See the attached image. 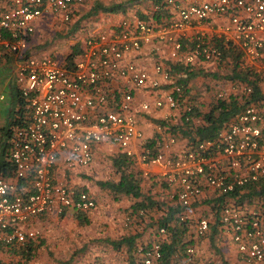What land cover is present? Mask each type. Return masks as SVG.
Wrapping results in <instances>:
<instances>
[{"label": "built area", "instance_id": "built-area-1", "mask_svg": "<svg viewBox=\"0 0 264 264\" xmlns=\"http://www.w3.org/2000/svg\"><path fill=\"white\" fill-rule=\"evenodd\" d=\"M90 1L0 0V61L13 60L22 100L9 139L8 160L14 169L9 177L0 175V245L26 247L36 241L42 234L30 227L33 219L95 210L97 200L69 187L66 179L90 168L94 147L104 142L117 144L146 170L157 166L165 182L177 187L176 197L185 210L208 190L224 195L264 183V97L252 102V86L240 87L248 103L218 137L174 155L177 138L148 145L136 112L150 114L164 106L176 110L183 104V114L189 113L192 104L186 88L161 63L150 69L132 57L141 55L145 45L161 54L158 42L171 47V58L178 61L184 46L173 32L223 15L230 21L222 26L220 42L242 53L240 69L264 78V0H206L182 9L181 19L170 24L155 27L139 19L124 20L111 33L97 32L84 39L77 34L81 53L70 64L36 51L33 37L43 19L53 16L69 24L78 8ZM224 60L221 47L204 33H198L194 47L183 57L186 65ZM163 90L164 97L154 95L153 102L137 106L136 92ZM217 97L225 99L226 94L222 91ZM135 141L141 147L138 156L132 147ZM180 220L188 222L189 217L184 213ZM209 223L207 218L198 222L199 234L209 230ZM221 223L247 264H264L262 211L226 207ZM160 234L166 235L167 229L161 228ZM139 253L142 264H157L163 245L157 242Z\"/></svg>", "mask_w": 264, "mask_h": 264}, {"label": "crops", "instance_id": "crops-1", "mask_svg": "<svg viewBox=\"0 0 264 264\" xmlns=\"http://www.w3.org/2000/svg\"><path fill=\"white\" fill-rule=\"evenodd\" d=\"M205 2L206 0H174L173 4H169L168 0H92L78 8L74 16L77 23L74 25V28L71 26L70 28L73 29L72 32H74V29H77L78 35L81 36L80 38L84 39L97 32L111 33L124 20L132 21L139 19L157 27L179 21L182 9ZM98 4H100V11L95 15H90ZM88 7H90L89 10L85 12L84 9ZM105 8H117V10L109 12L104 11ZM80 9L83 11L81 10L79 14ZM54 19L59 20L50 16L47 19H43L40 24L43 22L42 25H44L46 20ZM86 19L87 21H85ZM229 21V16L215 15L201 24H194L193 26L174 31L173 35L184 46V50L180 53V60L178 61L171 58V53L173 52L171 47L163 46L158 42H155V44L161 46V54L158 55L153 52L154 48L152 45H145L141 55L136 56L134 54L132 56L136 57L139 64L147 65L150 69H153L156 64L161 63L165 68L172 71L174 81L178 82V80L185 79L184 82H186L187 86H183L186 88V94L189 100L191 98L194 105L201 112V115L195 119V126L197 127L204 125L203 116L209 112L211 104L214 103L216 92L220 93L223 91L226 94V100L232 97L236 98V96H242L240 87L247 85L241 81L234 82L229 80L228 76L231 74V71L225 70L230 62L234 59L235 61H241L242 57V53L237 51L233 46H226L220 42L219 36L222 32V26L229 23ZM40 30L33 37L34 48H37L35 47V43L37 42L36 37L40 33ZM198 33L206 34L212 43L221 47L225 55V60L222 63L198 61L194 64L186 65L183 62L186 52L194 47L195 38ZM79 44L77 42L72 46V50L66 55L62 54L64 53L62 50L36 51L40 52V54H55L61 61L67 62L68 57ZM186 67H189L190 70L187 71ZM0 71L3 74V77L0 78V92H3V90L6 92V94L0 96V102L2 101V96H5L4 101L9 98L10 102L9 107H3L0 104V130H4L9 124H13L22 101L20 102L17 96V94L20 96V93L15 81L13 60L10 58L1 60ZM190 71L195 73L192 79H189L191 77L187 74ZM259 86L262 89L264 88V78H261ZM153 93L136 92L137 106L139 107L140 103L145 101L153 102L154 95L164 97L166 90L155 91ZM245 101L243 100L242 103L245 104ZM136 113L140 130L145 134L148 145L155 146L158 141L167 142L171 137H176L177 144L173 148L174 155L182 154L188 149L190 139L183 135L186 127L183 119L184 114L180 108L171 110L168 106H164L160 109L153 108L150 114L141 113L140 110H137ZM232 121L233 119L231 118L229 122L231 123ZM139 145L140 143L137 141L132 145L136 156L141 152ZM94 156V162L90 168L73 172L69 174L70 178L67 175L66 179L69 187L76 191L90 193L98 202L97 208L88 214L76 213L73 210L68 211L66 214V218L77 219L80 224L92 226V230L87 232L89 234L84 236L83 241L87 245V248L85 254L81 257L80 264H142L143 255L139 253V250L143 247L150 248L157 242L163 245V256L167 252L171 253V255L167 254L168 256H165L157 264H247L239 253L232 234L226 232L220 223L216 222L210 207L207 206V200H216L221 194L212 190L206 191L202 199L195 206L193 205L192 208L185 210L184 213L189 217V226L186 231L182 235L169 231L163 236L159 233L164 224L162 222L166 212L173 211L174 218L182 211L176 197L177 187L165 182L157 166L149 167L146 170L139 164L136 158H128L120 150V147L112 142L96 145L94 147ZM107 157H110L109 159L115 170L114 174L116 178L110 181H108L110 176L105 179L100 178L98 185H94L98 179H93V175L96 177V174H100L101 163ZM118 158L121 160L127 159L130 162V169L127 173L132 174V176L139 180L142 197L136 198L125 194L116 196L109 189L103 188L100 185L103 182L118 183L120 181L121 175L114 167V161ZM146 171H148V175H146ZM256 188H260V186ZM250 192V189L245 190L242 196V199L246 201L245 203L248 202L249 207L251 206V201L259 204V200H262L260 196L251 194ZM231 203L235 204L233 201ZM262 203L260 202L259 208L263 206ZM252 206L254 205L252 204ZM117 210L119 211L116 212ZM123 212L126 216L129 215L131 217L129 223H127V217H125V220H121L122 215H117ZM203 217L209 218L211 227L207 233L199 234L197 226ZM46 218L53 220L56 217L44 216L33 219L30 221V227L36 228L33 226L34 223ZM81 219L84 222L80 221ZM94 222L95 226L93 227ZM42 236L43 234L33 242L34 248ZM43 247L38 250L36 249V251L34 249L32 258L23 257L19 253L9 254L6 251L12 248L8 247L4 250V248L0 247V263L33 264V262L38 261L39 264H55L49 260L48 254L42 250ZM188 248L194 250L192 255H187L186 250Z\"/></svg>", "mask_w": 264, "mask_h": 264}, {"label": "trees", "instance_id": "trees-1", "mask_svg": "<svg viewBox=\"0 0 264 264\" xmlns=\"http://www.w3.org/2000/svg\"><path fill=\"white\" fill-rule=\"evenodd\" d=\"M100 9H101L100 4H98L90 15L97 14L100 11ZM115 10H117V8H109V9L105 8L104 9V11H109V12L115 11ZM65 36H68V34H66ZM72 37L73 36L71 35V38ZM76 47L78 48L76 49ZM76 47L74 48L73 52L67 59V62L69 64L72 63L73 60L77 58V56L81 53V45L79 44ZM239 62L240 61L238 60L235 61L234 59L232 62L229 63L232 70H231V74L228 76V79L234 82L241 81L243 83H246L247 85L252 86V88L254 89V95L252 97V102H257L261 98L264 97L262 94V88H260L259 86V84L261 83V77L256 76L250 69H245V70L240 69ZM178 66L180 69H182L180 65ZM186 68H187L186 69L187 71L190 70L189 67H186ZM187 74H189V77H191L189 79H192L195 76L194 75L195 73H193L192 71L188 72ZM184 80L185 79L181 81L178 80V82L176 81V83L187 86ZM217 94L218 92L215 93L214 103L211 104V108L208 110L209 112L205 113V115L203 116V119L205 122L204 125L199 126V127L195 126V119L201 115V112L194 105V102L190 98V101L192 104L191 105L192 111L189 113L185 111V114L183 116V119L185 121V127H186V130L183 131V135L184 137H187L190 139L189 140L190 145L188 146V149L200 143L216 139L218 135L220 134V132L230 124L229 121L231 120V118L234 119L236 116H238L244 110L245 105L248 103L247 102L248 100L245 101V104L242 103V101L245 100L244 95L236 96V98L232 97L226 100V99H218ZM17 96L19 97V101L21 102L22 101L20 99L21 97L18 94ZM183 106L184 105L182 104L181 109L183 108ZM186 118H189V121H186ZM16 125L17 124L13 122V124H9V126L6 129L0 130L1 131L0 175L4 177H9L14 169L8 160V155H9V139L11 136L10 133L12 132V130L15 128ZM114 167L116 168L117 172L120 173L121 175L120 181L118 183H114V182L104 183L103 182V183H100V185L103 188L109 189L116 196L125 194V195L133 196L136 198L142 197L139 180L136 179L134 176H132V174L127 173V171L130 169V162L127 159L121 160L120 158H118L114 161ZM259 186L260 188L247 186L243 189L237 190L234 193L220 195V197H218L216 200H212V201L207 200V206L210 207L215 217L216 222L220 223V225L222 226V223H221L222 212L224 208L226 207H239V208L243 207V208L248 209L249 211L259 210V211H262L264 214V183H262ZM249 189L251 191L250 192L251 194H256L262 198V200H259V204L251 201L250 205L251 206L252 204L254 205L252 207L251 206L249 207L248 202L245 203L246 201L242 199V196L245 190H249ZM231 201H233L235 204H232ZM260 202L261 203L263 202L262 203L263 206L261 208H259L261 205ZM195 205L196 203L194 204V206ZM184 212H185V209L182 208V211L180 212V214L174 218H173L174 216L173 211L166 212L165 217L162 222L164 223L162 225V228L163 227L166 228L167 233L169 231L170 232L172 231L174 234L182 235L183 232L186 231V229L189 226L188 222H182L180 220V216L184 214ZM207 219L209 220L208 217ZM80 221L84 222V220L82 219ZM209 224L211 227V222ZM32 244L33 242H30L28 243L26 247L4 246V245H0V247L4 248V250L5 248H8V247L12 248L11 250L6 251L7 253H10L12 255L19 253L23 257L32 258L34 255L33 252L35 249ZM190 249L192 248H188L186 250L187 255H192L191 253H189ZM167 254L171 255V253L169 252H167ZM167 254L162 256V259L165 258V256H168ZM162 259L160 261H162Z\"/></svg>", "mask_w": 264, "mask_h": 264}, {"label": "rangeland", "instance_id": "rangeland-1", "mask_svg": "<svg viewBox=\"0 0 264 264\" xmlns=\"http://www.w3.org/2000/svg\"><path fill=\"white\" fill-rule=\"evenodd\" d=\"M89 8L90 7L84 9L85 12H87ZM81 10L82 9H80L79 14L81 13ZM85 21H87V19ZM76 23L77 21H75V18L69 24H64L60 20H55V19L49 21L46 20V23L40 28L41 29L39 31L40 33L36 37L37 38V42L35 43L36 44L35 47H37L36 49L45 50V51L62 50V52H64L62 54L65 55L67 53H70V51L72 50L71 49L72 46H74L77 43V41L73 39L78 34V30L74 29V32H72L73 29H71L70 26L74 28V25ZM68 31H69L68 36H65ZM71 35L73 36L72 38ZM229 66H230L229 64L228 66H226L225 69L226 71L232 70L231 66L230 67ZM2 75L3 74L0 71V78L3 77ZM0 93H3L0 94V96L6 94L4 90L3 92ZM0 104H2L3 107L6 106L9 107L10 106L9 98L6 101L2 100ZM13 111L14 109L12 110V114ZM109 158L110 157L105 158L104 161L101 163L102 167L100 170V174L102 175L100 176V174H96V177L95 175H93V179L95 178L98 179L97 181H95L94 185H98V181H100V178L105 179L110 176V179L108 181L114 180L116 178V175L114 174L115 170L112 167V163ZM118 211L119 210H117L116 212ZM117 215H122L121 220L123 219L125 220V217H127L126 219L127 223H129L131 220V217L129 215L126 216L124 212ZM46 219L39 220L37 223L35 222L33 225L38 230H40L41 234H43L42 238L37 242L35 246V251L36 249L38 250L39 248L44 246L42 250L49 255V256L47 255V257L51 262L55 264H80L81 257L82 255L85 254L87 248V245L83 241L84 236L89 234L87 232L92 230L91 229L92 226L90 227V225L87 224H82V223L80 224L77 221V219L66 218V215L56 217L53 220L52 219L48 220L49 218ZM94 226H95V222L93 223V227Z\"/></svg>", "mask_w": 264, "mask_h": 264}]
</instances>
